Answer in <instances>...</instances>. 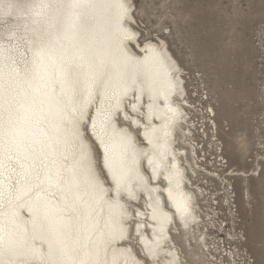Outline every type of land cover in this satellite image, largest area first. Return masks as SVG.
<instances>
[{"label":"snow or ice","instance_id":"obj_1","mask_svg":"<svg viewBox=\"0 0 264 264\" xmlns=\"http://www.w3.org/2000/svg\"><path fill=\"white\" fill-rule=\"evenodd\" d=\"M0 264H264V0H0Z\"/></svg>","mask_w":264,"mask_h":264},{"label":"bare ground","instance_id":"obj_2","mask_svg":"<svg viewBox=\"0 0 264 264\" xmlns=\"http://www.w3.org/2000/svg\"><path fill=\"white\" fill-rule=\"evenodd\" d=\"M100 29H101V35H102V37H107L108 34H109L110 31H111V26H110L107 22H105V21H101V22H100ZM194 147H195L194 144L189 143V148H194ZM179 154L182 156V155H183V151L181 150ZM139 158H140V160H144V159H146V157H144L143 155H140ZM157 158L160 160V163H161L162 165H164L168 170H171V169H170V164H167V163L165 162V160H164L162 157H159V156H158ZM129 160H131V156H129ZM194 163H195V159H193V164H194ZM184 164H185V165H188V161L185 160V161H184ZM189 167H190V166H189ZM129 179L132 180V183H133V191H136V188H137L138 182L135 181V179L133 178V176H130Z\"/></svg>","mask_w":264,"mask_h":264},{"label":"rangeland","instance_id":"obj_3","mask_svg":"<svg viewBox=\"0 0 264 264\" xmlns=\"http://www.w3.org/2000/svg\"><path fill=\"white\" fill-rule=\"evenodd\" d=\"M232 148L233 150L241 157L244 158L247 156L250 145L246 138V136L241 134H236L232 138ZM209 151H211V148L209 147ZM211 161H209V164Z\"/></svg>","mask_w":264,"mask_h":264}]
</instances>
